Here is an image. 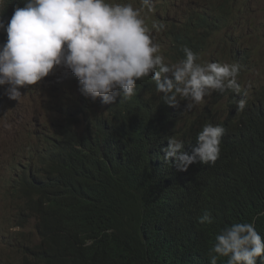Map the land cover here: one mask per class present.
I'll list each match as a JSON object with an SVG mask.
<instances>
[{"label":"clouds","instance_id":"obj_1","mask_svg":"<svg viewBox=\"0 0 264 264\" xmlns=\"http://www.w3.org/2000/svg\"><path fill=\"white\" fill-rule=\"evenodd\" d=\"M201 1L199 7L208 10L199 11L207 15L194 16L197 26L208 25L205 32L196 34L183 24L172 32L173 23L183 15V0L172 2L175 13L170 23L162 22L165 17L159 14V0H0V94L7 103L48 85L57 111L56 117L53 110L35 130L42 132L51 126L56 138L50 142L44 134L37 142L28 135L32 160L21 167V175L9 181V191L3 187L4 195H11L0 204V210H13L14 214L0 219V255L10 256L8 260L2 257L0 264H8L16 254L12 264H41L36 257L41 236L34 206L57 198L79 182L73 169L75 150L69 140L58 143V137L63 123L85 120L87 108L106 113L121 100H131L137 81L151 76L164 104L173 107L167 123V147L162 152L163 161L179 174L193 168H215L221 162L225 130L219 123L203 126L207 118L227 115L241 96L237 112L249 106L264 114V97L260 96L264 95V75L253 84L264 72V21L247 14L242 0L228 2L233 10L227 9L224 0ZM15 3L21 7L15 8ZM148 15L156 16V23ZM247 23L258 31L257 39L242 35L243 29H249ZM159 27L162 31L157 33ZM196 38L200 46L194 44ZM207 38L211 48L204 52ZM166 39L165 45L159 44ZM175 45L183 50L184 58L170 62L166 55ZM230 49L237 50L239 58L221 64ZM216 53L220 56L213 60ZM210 99L208 113L197 121ZM181 101H188L185 107L180 106ZM181 110L186 116L183 120ZM188 122L203 127L192 131L195 140L185 150L179 138L188 131ZM29 214L33 220L21 225ZM198 222L211 223L210 213L205 211ZM32 223L34 228L27 235ZM211 253L210 264H217L218 257H227V264H258V258L264 257V239L254 223L237 222L215 236Z\"/></svg>","mask_w":264,"mask_h":264},{"label":"trees","instance_id":"obj_2","mask_svg":"<svg viewBox=\"0 0 264 264\" xmlns=\"http://www.w3.org/2000/svg\"><path fill=\"white\" fill-rule=\"evenodd\" d=\"M229 1L224 0L226 7L233 10ZM192 15L183 25L196 34L205 32L208 24L197 26ZM208 38L204 52L211 48ZM194 44L201 45L199 38ZM236 53L230 49L233 60L239 58ZM166 58L178 62L184 52L175 45ZM162 96L146 76L137 81L131 100H121L106 113L87 108L85 120L63 123L58 143L70 141L80 179L57 198L34 206L41 264H210L215 236L237 222L254 223L264 239L263 112L248 106L239 113L236 100L227 115L207 118L203 126L219 123L225 130L221 162L179 174L163 161L173 107ZM184 117L181 110L179 118ZM186 124L188 131L179 138L185 150L195 140L192 131L201 127ZM205 211L212 222L200 224ZM31 220L29 214L21 225ZM227 259L218 257L217 264H227ZM262 262L264 257L258 258Z\"/></svg>","mask_w":264,"mask_h":264},{"label":"rangeland","instance_id":"obj_3","mask_svg":"<svg viewBox=\"0 0 264 264\" xmlns=\"http://www.w3.org/2000/svg\"><path fill=\"white\" fill-rule=\"evenodd\" d=\"M114 1L115 3H119V0ZM159 1H161L158 7L159 14L165 17V21L162 20V22H172L175 13L174 5L172 3L174 0ZM184 1L185 4L182 7L184 11L181 12L183 15L181 18H179L180 20L177 19L178 22L175 21L179 25L175 22L173 23V26H175V29L177 30L181 25L180 23L184 24L188 21L187 19L190 18L191 13L197 11L199 12V8L200 10H208V8H205L203 6L199 7L198 0ZM126 3H128V0H126ZM242 3L243 6L246 7L247 14H249L252 18L257 19V21H264V0H242ZM132 5L133 7L135 6L134 3H132ZM187 13L189 14V16ZM200 14L205 13L202 12ZM184 17L186 18L182 19ZM147 18L150 22L156 23V16L148 15ZM247 25L249 26V29H243L242 35L250 40L257 39L258 31H256L255 27L252 24L247 23ZM161 31L162 28H157V33ZM159 44L163 46L166 44V42L163 44L159 41ZM161 50L162 48H160V51ZM219 56L220 53H216L215 58L213 60H216ZM208 58L209 56H206L205 60ZM228 58H231V56L229 55V51L226 54V58L220 63H230L231 60H228ZM66 71L70 70L66 69ZM263 75L264 72L261 75L257 76L255 82L260 80ZM27 89L28 88L26 87L25 90ZM51 94L52 91L48 85L43 87H37L35 90H33L32 93L23 94L19 100L9 99V102L7 101V103L5 101V95L0 94V192L4 191L5 189L9 191V189H7L6 187L9 181L16 176L21 175V167H26L31 161L23 154V147L29 142L28 135H33L34 140L37 142H40L43 139L44 134L50 140L53 138V136H55L56 130L52 131L51 126L44 128L42 132H35V130L38 129L39 123L44 124L43 119L45 117H50L53 115V110L55 112V117L57 116L56 106L52 102ZM42 97H44L42 100L43 103L38 104ZM211 102L212 99L209 100L206 106H209ZM206 106L204 108H206ZM204 108L200 110L198 116H200ZM3 187L6 188L4 189ZM8 195H11V192H8ZM2 197L4 196L0 195V199ZM13 214V210L4 213L2 210H0V219L5 216H11ZM33 228L34 223L29 225L26 234H30V231ZM2 257L7 260L10 259V256L8 254H4L2 256L0 255V262L3 261ZM17 257L18 254H16L8 264H12Z\"/></svg>","mask_w":264,"mask_h":264},{"label":"water","instance_id":"obj_4","mask_svg":"<svg viewBox=\"0 0 264 264\" xmlns=\"http://www.w3.org/2000/svg\"><path fill=\"white\" fill-rule=\"evenodd\" d=\"M117 104H118V103H117ZM55 138H56V136H55ZM51 141H52V139L50 140V142H51ZM222 142H224V141H221V144H220V147H221L220 155H223L224 148H225V146H226V145L223 144ZM23 148H24V149H27L26 152H24V149H23V154H24V156L27 157L28 159L32 160V159L30 158V153L33 151L32 145L28 144V145H25ZM48 162L50 163L51 161L49 160ZM0 195H3V196H4V197H2V198L0 199V204H1V203H3L4 200H5L4 191H1V192H0ZM2 217H3V216H2Z\"/></svg>","mask_w":264,"mask_h":264},{"label":"bare ground","instance_id":"obj_5","mask_svg":"<svg viewBox=\"0 0 264 264\" xmlns=\"http://www.w3.org/2000/svg\"><path fill=\"white\" fill-rule=\"evenodd\" d=\"M197 8V7H196ZM198 10H200V9H198ZM191 12V11H190ZM193 12V11H192ZM200 12V11H199ZM174 13V12H173ZM189 13V12H188ZM187 13V14H188ZM201 13V12H200ZM186 14V13H185ZM192 15V14H191ZM190 15V16H191ZM194 15V14H193ZM192 15V16H193ZM188 16H189V14H188ZM187 16V17H188ZM186 18V17H185ZM195 19V18H194ZM180 20V19H179ZM188 20V19H187ZM192 20H193V18H192ZM177 21V20H176ZM184 21V20H183ZM195 21V20H194ZM178 22V21H177ZM177 22H175V23H177ZM190 23V22H189ZM193 23H195V22H193ZM178 24V23H177ZM180 24H182V23H180ZM185 24V23H184ZM161 28V27H160ZM174 28H176L175 26H174ZM176 31H177V29H175ZM160 31V30H159ZM167 41H169V39H166V40H161L160 41V43L162 42L163 44L165 43V42H167ZM262 78V77H261ZM256 81V80H255ZM259 81V80H258ZM257 81V82H258ZM257 82H254L253 84H256ZM261 96V95H260ZM243 98V96H241V97H239V98H237V100H240V99H242ZM209 108H210V105L209 106H206V108H204V112H202V114H200V116H198L197 118H200V117H202V118H204L205 116H206V114L208 113V110H209ZM118 110V109H117ZM196 118V119H197ZM112 119H114V118H112ZM108 125V124H107ZM195 125H193V127H194ZM114 135V134H113ZM117 139V138H116ZM113 141V140H112ZM116 147V146H115ZM100 153V152H99ZM79 216V215H78ZM81 216V215H80Z\"/></svg>","mask_w":264,"mask_h":264}]
</instances>
